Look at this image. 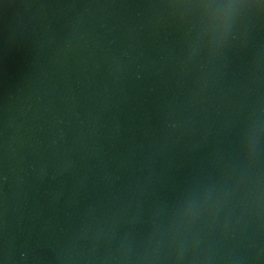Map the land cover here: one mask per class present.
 <instances>
[{"label": "water", "instance_id": "1", "mask_svg": "<svg viewBox=\"0 0 264 264\" xmlns=\"http://www.w3.org/2000/svg\"><path fill=\"white\" fill-rule=\"evenodd\" d=\"M175 3L0 0V264H264V12Z\"/></svg>", "mask_w": 264, "mask_h": 264}, {"label": "clouds", "instance_id": "2", "mask_svg": "<svg viewBox=\"0 0 264 264\" xmlns=\"http://www.w3.org/2000/svg\"><path fill=\"white\" fill-rule=\"evenodd\" d=\"M201 12V24H202V33L206 38V45L211 52L219 54L223 48L227 45L231 29L236 22V20L243 14L252 11L253 9H233L232 11L235 14L234 21L232 26L228 29L222 28L221 24L217 21V16L223 9L216 7H206L197 9ZM264 131V129H260ZM258 145V141H257ZM191 214V206L185 207L179 218V223H184L187 217Z\"/></svg>", "mask_w": 264, "mask_h": 264}, {"label": "snow or ice", "instance_id": "3", "mask_svg": "<svg viewBox=\"0 0 264 264\" xmlns=\"http://www.w3.org/2000/svg\"><path fill=\"white\" fill-rule=\"evenodd\" d=\"M175 7L199 9L216 7L223 9L217 16V21L222 28L228 29L232 26L235 18L233 9H253L264 12V0H176Z\"/></svg>", "mask_w": 264, "mask_h": 264}]
</instances>
